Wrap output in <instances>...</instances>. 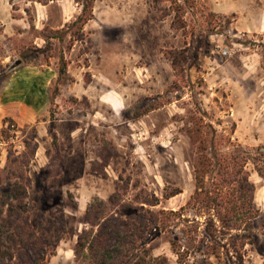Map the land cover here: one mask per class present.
Segmentation results:
<instances>
[{
  "label": "rangeland",
  "instance_id": "rangeland-1",
  "mask_svg": "<svg viewBox=\"0 0 264 264\" xmlns=\"http://www.w3.org/2000/svg\"><path fill=\"white\" fill-rule=\"evenodd\" d=\"M84 3L0 0V73L20 57L57 71L51 94L58 88L39 118L49 123L4 119L0 202L14 173L28 177L31 221L43 218L52 239L46 264H78L90 202L120 192L131 208L160 214L153 256L179 264L170 240L195 250L206 220L194 204L183 217L163 212L187 206L206 146L208 157L249 158L260 217L242 253L245 264H264V35L248 31V1L94 0L80 30ZM193 256L190 264H237L232 253Z\"/></svg>",
  "mask_w": 264,
  "mask_h": 264
},
{
  "label": "trees",
  "instance_id": "trees-1",
  "mask_svg": "<svg viewBox=\"0 0 264 264\" xmlns=\"http://www.w3.org/2000/svg\"><path fill=\"white\" fill-rule=\"evenodd\" d=\"M29 1L48 4L56 0ZM93 8L94 0H85L82 14L75 22L80 30L93 18ZM26 12L30 16L28 9ZM51 33L46 34L45 39L55 37L56 32ZM26 64L31 63L27 61ZM63 74L64 71H61L59 77ZM8 77L0 73V94ZM57 93L58 88L51 94V102ZM50 135L56 143L58 137L52 127ZM26 146L30 147L29 142ZM206 149V146H201L195 160V190L187 206L179 211L163 212L165 215L183 217L186 208L192 204L194 207L199 205L201 215L206 220L200 232V244L194 250L195 247L184 248L172 239L173 252L179 264H190L189 258L194 257V253L219 259L222 255L229 256L232 253L237 258V264H245L242 251L253 243V221L260 217L254 198L255 185L245 170L249 158L238 162L235 156L228 157L216 152L208 157ZM13 175L8 191L2 195L0 202V264H46L52 239L43 218H38L35 223L31 221L32 210L27 202L31 181L28 177L22 179L16 173ZM179 193L181 191L172 196ZM140 207L136 209L124 204L120 192H115L108 201L93 199L86 211V226L76 243L77 263L167 264L166 257L153 256L150 245L151 234L162 228L164 222L158 219L160 214L149 210L146 214L145 208ZM200 228L201 224L198 223L191 232L198 233ZM227 237V243L221 244L219 238ZM207 240L212 241V245H206ZM192 241L191 245L194 246L196 240Z\"/></svg>",
  "mask_w": 264,
  "mask_h": 264
},
{
  "label": "crops",
  "instance_id": "crops-1",
  "mask_svg": "<svg viewBox=\"0 0 264 264\" xmlns=\"http://www.w3.org/2000/svg\"><path fill=\"white\" fill-rule=\"evenodd\" d=\"M247 1L248 31L264 35V0ZM8 75L0 94V129L6 127L5 118L17 121L19 126L37 124L42 127L49 123V119L39 121V118L51 104L50 89L57 71L49 66L27 65L24 62L22 67Z\"/></svg>",
  "mask_w": 264,
  "mask_h": 264
},
{
  "label": "water",
  "instance_id": "water-1",
  "mask_svg": "<svg viewBox=\"0 0 264 264\" xmlns=\"http://www.w3.org/2000/svg\"><path fill=\"white\" fill-rule=\"evenodd\" d=\"M23 65H24V61L20 57H14L13 61L8 66V68L6 69V73L9 74V73L19 69Z\"/></svg>",
  "mask_w": 264,
  "mask_h": 264
},
{
  "label": "built area",
  "instance_id": "built-area-1",
  "mask_svg": "<svg viewBox=\"0 0 264 264\" xmlns=\"http://www.w3.org/2000/svg\"><path fill=\"white\" fill-rule=\"evenodd\" d=\"M229 54V52L227 50L223 51V55L227 56Z\"/></svg>",
  "mask_w": 264,
  "mask_h": 264
}]
</instances>
